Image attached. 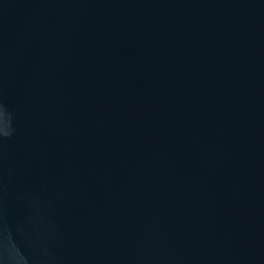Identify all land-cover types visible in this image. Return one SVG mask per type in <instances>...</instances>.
<instances>
[{
	"label": "water",
	"instance_id": "1",
	"mask_svg": "<svg viewBox=\"0 0 264 264\" xmlns=\"http://www.w3.org/2000/svg\"><path fill=\"white\" fill-rule=\"evenodd\" d=\"M0 264H264V0H0Z\"/></svg>",
	"mask_w": 264,
	"mask_h": 264
}]
</instances>
